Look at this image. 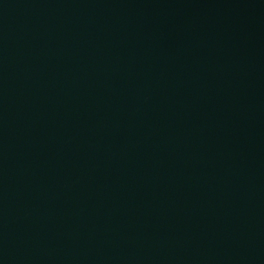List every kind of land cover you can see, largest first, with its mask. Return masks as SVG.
<instances>
[{
	"label": "water",
	"instance_id": "95a60500",
	"mask_svg": "<svg viewBox=\"0 0 264 264\" xmlns=\"http://www.w3.org/2000/svg\"><path fill=\"white\" fill-rule=\"evenodd\" d=\"M0 264H264V0H0Z\"/></svg>",
	"mask_w": 264,
	"mask_h": 264
}]
</instances>
